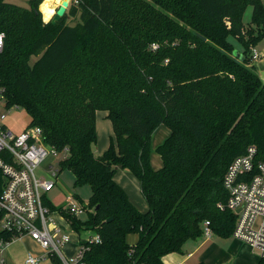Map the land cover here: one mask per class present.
<instances>
[{
  "label": "trees",
  "instance_id": "16d2710c",
  "mask_svg": "<svg viewBox=\"0 0 264 264\" xmlns=\"http://www.w3.org/2000/svg\"><path fill=\"white\" fill-rule=\"evenodd\" d=\"M42 2L0 0V82L8 106L23 107L62 156L74 186L91 188L94 213L73 220L102 238L85 261L164 264L203 235L207 220L213 233L230 236L236 216L218 206L227 200L224 175L249 146L264 161V82L251 60L264 40V0H71L55 25L43 21ZM98 111L108 112L115 135L102 155L93 151ZM161 125L171 133L155 149L163 165L154 169L152 135ZM119 168L140 181L147 212L115 181ZM5 182L0 169V197ZM15 239L0 229V241Z\"/></svg>",
  "mask_w": 264,
  "mask_h": 264
},
{
  "label": "built area",
  "instance_id": "2783aa9c",
  "mask_svg": "<svg viewBox=\"0 0 264 264\" xmlns=\"http://www.w3.org/2000/svg\"><path fill=\"white\" fill-rule=\"evenodd\" d=\"M5 34L0 32V53L3 51ZM158 45L154 44L156 50ZM261 58L257 47H251L253 63ZM15 107L8 106L5 88L0 82V169L5 177V186L0 197V229L15 233L18 238L29 236L44 251L43 256L30 253L27 264H39L58 256L62 264H88L85 254L93 244L101 243V235L87 224L77 230L73 220L85 223L94 208L82 203L74 194L68 195L60 205H54L48 194L59 181L62 156L43 141V131L39 127L28 126L20 133L13 132L5 121L8 113ZM52 163L42 166L47 157ZM37 170L41 174L36 173ZM223 186L227 200L219 203L221 210L228 209L236 216L233 235L248 242L264 259V161L259 158L258 148L249 146L246 152L236 157L227 169ZM57 217L69 225L72 233L79 234L77 239L66 232L58 223ZM85 217V218H84ZM88 231L82 240V232ZM91 231H94L92 234ZM213 233L210 221L203 223V235ZM72 242L76 249L70 257L61 247ZM9 243L0 241V253Z\"/></svg>",
  "mask_w": 264,
  "mask_h": 264
},
{
  "label": "rangeland",
  "instance_id": "374dc122",
  "mask_svg": "<svg viewBox=\"0 0 264 264\" xmlns=\"http://www.w3.org/2000/svg\"><path fill=\"white\" fill-rule=\"evenodd\" d=\"M45 0H43L44 2ZM7 2L18 5L21 7H28L29 6V0H7ZM42 2V3H43ZM41 3V4H42ZM61 3L57 5L59 7ZM41 6V5H40ZM39 6V11L42 14L41 8ZM253 19V9L251 6H248L244 12L243 20L246 26L250 25L252 23ZM43 21L44 20L43 17ZM75 19L70 18L68 19L69 24L74 25ZM47 23V22H46ZM230 42L232 43L234 47V55L239 56L242 58L241 54L244 51L242 43L234 36L230 37ZM264 46V40L260 42L259 44V50ZM35 61V58H33L32 62ZM257 63V62H256ZM257 72L260 71L257 69ZM2 108H0L1 112ZM5 124L9 126V128L15 132L20 133L25 128L30 126V116L27 114L26 110L23 107H15L8 113V119L5 121ZM166 131L167 128L163 127L161 130H156L154 134L152 135V148L153 152L151 154L152 161L154 163H161L163 165L162 157L161 155L155 150V148L158 146L156 145L157 142H161L163 137H160L161 131ZM161 138V139H160ZM97 150V146L94 145L93 151L95 153ZM54 160L53 157L48 156L46 161L43 163L42 166H45L46 164L52 163ZM161 165V166H162ZM60 174H59V182L54 190H52L48 194V198L54 205H60L65 201V198L68 195L74 194L79 198V200L82 203H89V199L91 196V188L88 185H85L83 187H75V177L72 171L69 169H62L60 167ZM36 173L38 175L41 174L40 170H37ZM85 218V217H84ZM58 223L61 225L62 229L66 232H69L73 234V238L77 239V236L79 237V234L77 235L75 233H72V230L69 229V225L66 222H62V220L57 217ZM94 231H91L90 234H92ZM82 240L85 239V236L88 234V231L82 232ZM33 240V239H32ZM29 238H25L23 240L17 239L16 241H12L11 244L8 245L12 249V254L10 258L6 256V251L4 256L0 255V264H27L25 259L29 252H32L37 255H41L43 250L39 246V244L36 241H32ZM127 240L129 243H133L135 241V236H128ZM74 243L67 244L65 246L61 247V250L67 257L71 256L72 250L70 249L69 245H72ZM199 247L198 254H195L193 258L190 259V264L194 262L195 260H198L199 256H204V258H207L211 264H258L261 260V256L258 253L257 250H255L248 242L241 240L237 237H235L233 234H231L228 237H221L215 233H212L210 237H206L202 235L201 237L197 239H191L188 241L187 244L183 246L182 251L187 255L189 252H194L195 248ZM6 250V248L4 249ZM5 259L6 261L3 262L2 259ZM41 264H53L51 259H47L46 261L42 262Z\"/></svg>",
  "mask_w": 264,
  "mask_h": 264
},
{
  "label": "crops",
  "instance_id": "0c3cea01",
  "mask_svg": "<svg viewBox=\"0 0 264 264\" xmlns=\"http://www.w3.org/2000/svg\"><path fill=\"white\" fill-rule=\"evenodd\" d=\"M46 22H48V21H46ZM259 44L257 45V49L261 54V58L257 61V63L255 62V67H256V70L258 69L260 71L258 74H259L260 78L262 79V81L264 82V46L259 50V48H258ZM163 127H166L167 130L166 131L163 130L160 132V137H163V138H162L161 142H157L156 145H158V146L161 145L170 136V133H171L169 128L165 125H161L157 129L161 130ZM96 128H97L98 141L96 144V146H97L96 152L97 153H95V152L94 153H95V155H102L109 148L111 140L115 136L113 124H112L111 120L108 118V112H106V111H98L97 112V114H96ZM151 163H152V166L154 169H160L162 167L161 163H157V164L154 163L152 161V158H151ZM115 181L126 191L131 203L140 212L144 213V212L148 211L149 206H148V203H147L145 197L142 194L141 183L135 175H133L131 172H128L127 170H124L123 168H119L116 172V175H115ZM132 235L135 236V241L132 244H135L138 241V235L137 234H130L129 237ZM25 238L31 239L29 236H23V237L18 238V239L23 240ZM16 240L17 239H15V241ZM32 241H34V240H32ZM188 241L185 244H187ZM72 243H74V244L69 245L70 249L72 250V252L70 253L71 255L73 254V252L76 249V243L75 242H72ZM9 244H11V243H9ZM8 245L6 246V250H4L3 253H0V255L4 256L5 251H6V256H8V258H10L11 254H12L11 253L12 249L10 246L8 247ZM199 247L200 246L195 248L194 252H189L187 255L183 251L180 253L179 252L170 253L163 258L164 264H190V259L193 258L195 256V254H198ZM30 253H32V252H29L28 255ZM32 254L39 257V256L44 255V251L42 252L41 255H37L34 253H32ZM5 259H7V258H5ZM5 259L3 258L2 261L5 262L6 261ZM26 259H27V257H26ZM26 259H25V261H26ZM46 260H47V258L45 260H42L39 264H41L42 262H44ZM208 261L209 260L207 258H204V256H199L198 260H195L191 264H198L199 262H204L205 264H211Z\"/></svg>",
  "mask_w": 264,
  "mask_h": 264
},
{
  "label": "bare ground",
  "instance_id": "6f19581e",
  "mask_svg": "<svg viewBox=\"0 0 264 264\" xmlns=\"http://www.w3.org/2000/svg\"><path fill=\"white\" fill-rule=\"evenodd\" d=\"M63 0H45L44 3L41 5V11L43 13V17L45 21H50L52 17L56 13V8L58 3H62ZM45 5L47 6L45 8ZM48 16V19L46 20L45 17Z\"/></svg>",
  "mask_w": 264,
  "mask_h": 264
},
{
  "label": "water",
  "instance_id": "95a60500",
  "mask_svg": "<svg viewBox=\"0 0 264 264\" xmlns=\"http://www.w3.org/2000/svg\"><path fill=\"white\" fill-rule=\"evenodd\" d=\"M71 4V0H63L61 5L56 9L55 15L50 20L52 24H57L66 14L69 6ZM113 217L109 218L107 222H111Z\"/></svg>",
  "mask_w": 264,
  "mask_h": 264
},
{
  "label": "clouds",
  "instance_id": "9594fccd",
  "mask_svg": "<svg viewBox=\"0 0 264 264\" xmlns=\"http://www.w3.org/2000/svg\"><path fill=\"white\" fill-rule=\"evenodd\" d=\"M46 7H47V6L45 5V8H46ZM45 19L47 20V19H48V16H46Z\"/></svg>",
  "mask_w": 264,
  "mask_h": 264
}]
</instances>
